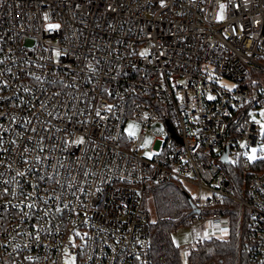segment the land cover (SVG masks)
Returning <instances> with one entry per match:
<instances>
[{
	"label": "built area",
	"instance_id": "2783aa9c",
	"mask_svg": "<svg viewBox=\"0 0 264 264\" xmlns=\"http://www.w3.org/2000/svg\"><path fill=\"white\" fill-rule=\"evenodd\" d=\"M263 107L264 0H0V264H151L169 181L206 195L179 264L205 239L264 264V174L239 195L223 169H250Z\"/></svg>",
	"mask_w": 264,
	"mask_h": 264
},
{
	"label": "trees",
	"instance_id": "16d2710c",
	"mask_svg": "<svg viewBox=\"0 0 264 264\" xmlns=\"http://www.w3.org/2000/svg\"><path fill=\"white\" fill-rule=\"evenodd\" d=\"M228 181L240 195V188L247 183L252 174H264V157L251 164L248 171L239 166H224ZM151 203V212L144 204L149 217V238L151 264H179L177 246L172 234L183 226L190 213V199L182 186L176 182L156 184L147 194ZM218 264H234V247L231 240L205 239L195 244L189 252V264H206L210 261Z\"/></svg>",
	"mask_w": 264,
	"mask_h": 264
},
{
	"label": "rangeland",
	"instance_id": "374dc122",
	"mask_svg": "<svg viewBox=\"0 0 264 264\" xmlns=\"http://www.w3.org/2000/svg\"><path fill=\"white\" fill-rule=\"evenodd\" d=\"M222 17H223V12L222 11L218 12V19H221ZM223 85L228 87L231 86V84H228L226 82H223ZM262 113H264V107L251 111V120L258 126V133H257L258 140H257V144L254 147L250 148L249 152L247 153V158L249 159L250 162H254L260 157H264V127H262V125H264V115H262ZM151 128L156 134H158L159 137H162V135L165 134L166 132L164 126L160 122L154 123ZM138 132H139V125L136 124L133 119L130 118L127 119L123 127V135L125 140L133 139L134 137L137 136ZM158 147H159V142H155L153 140V137L150 135V133L147 132L144 136V141L141 145L140 153L142 156L146 158H151L153 156L151 151H154ZM181 186L190 198H194L200 193L203 201H205L206 195L204 191H199L198 188L184 183H182ZM144 204L147 210L151 212V203L147 196L144 199ZM172 240L174 244L181 249H183L184 246L191 244L192 236L189 228L186 226H180L172 234ZM214 263L216 264V262Z\"/></svg>",
	"mask_w": 264,
	"mask_h": 264
},
{
	"label": "water",
	"instance_id": "95a60500",
	"mask_svg": "<svg viewBox=\"0 0 264 264\" xmlns=\"http://www.w3.org/2000/svg\"><path fill=\"white\" fill-rule=\"evenodd\" d=\"M226 148H224V152H223V155H222V157H221V161H222V163H227V158H226ZM190 206L192 207V205L190 204ZM192 212H194V213H196V212H198L196 209H193V211Z\"/></svg>",
	"mask_w": 264,
	"mask_h": 264
},
{
	"label": "snow or ice",
	"instance_id": "6c2138e0",
	"mask_svg": "<svg viewBox=\"0 0 264 264\" xmlns=\"http://www.w3.org/2000/svg\"><path fill=\"white\" fill-rule=\"evenodd\" d=\"M223 7V6H222ZM262 115H264V113H262ZM262 127H264V125H262Z\"/></svg>",
	"mask_w": 264,
	"mask_h": 264
}]
</instances>
